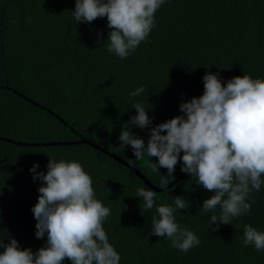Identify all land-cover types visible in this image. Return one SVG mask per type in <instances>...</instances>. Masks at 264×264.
Here are the masks:
<instances>
[{"label":"trees","instance_id":"16d2710c","mask_svg":"<svg viewBox=\"0 0 264 264\" xmlns=\"http://www.w3.org/2000/svg\"><path fill=\"white\" fill-rule=\"evenodd\" d=\"M74 10L75 0H0V242L11 236L33 252L45 246L31 211L43 182L29 169L36 163L46 174L52 158L77 161L92 177L110 209L103 227L119 264H264V250L242 244L244 225L264 232V183L250 193L249 213L217 227L210 217L219 206L199 211L212 193L181 171L182 161L161 189L167 169L153 171L158 158L136 160L118 139L139 103L152 124L132 131L147 143L151 127L184 115L180 103L203 94L207 72L225 86L244 74L264 79V0H165L147 39L125 59L108 51L107 17L86 24ZM141 187L157 193L148 211L136 196ZM176 196L188 204L174 213L177 222L201 241L187 253L149 235L156 206L174 207Z\"/></svg>","mask_w":264,"mask_h":264},{"label":"clouds","instance_id":"9594fccd","mask_svg":"<svg viewBox=\"0 0 264 264\" xmlns=\"http://www.w3.org/2000/svg\"><path fill=\"white\" fill-rule=\"evenodd\" d=\"M165 0H75L72 11L77 22L91 23L107 17L108 51L121 59L127 58L145 41L155 26V13ZM31 23V17H27ZM15 23V21H13ZM204 92L179 105L184 115L150 128L145 143L132 127L148 128L152 124L146 108L136 103L137 114L130 118L118 137L121 146L130 145L136 160L145 154L158 158L152 164L154 172L167 169L160 185L168 188L175 166L182 161L181 171L195 176L197 184L212 195L203 201L200 212L219 215L210 217V224H232L235 217L251 211L250 193L261 189L264 176V79L250 75L236 76L221 82L218 74L203 76ZM144 87L130 96H138ZM166 133V134H162ZM181 153L183 155L181 156ZM33 179L42 181L38 188V202L31 211L37 221L35 236L44 238L45 246L33 252L21 249L16 239L0 242V264H119L120 255L109 242L103 227L110 209L96 198L93 181L77 161H56L50 158L47 172L36 173ZM157 193L138 188L136 196L143 198V209L155 205ZM168 204L156 206L149 235L166 237L171 246L187 253L201 241L197 235L177 222L176 210H186L183 196L172 198ZM255 202L254 200L252 201ZM242 244L264 250V232L250 224L244 225Z\"/></svg>","mask_w":264,"mask_h":264},{"label":"water","instance_id":"95a60500","mask_svg":"<svg viewBox=\"0 0 264 264\" xmlns=\"http://www.w3.org/2000/svg\"><path fill=\"white\" fill-rule=\"evenodd\" d=\"M81 141H87L89 142L88 140H85V139H82ZM117 160L121 161V162H124L121 158H118V157H115ZM125 163V162H124ZM126 164V163H125ZM135 171L137 172V170L135 169ZM139 173V172H137ZM139 175L141 176V174L139 173Z\"/></svg>","mask_w":264,"mask_h":264}]
</instances>
